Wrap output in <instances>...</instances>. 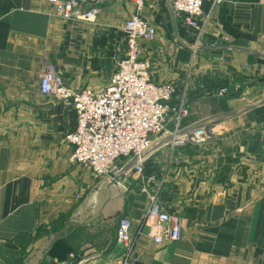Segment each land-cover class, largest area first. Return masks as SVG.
Here are the masks:
<instances>
[{"label":"crops","instance_id":"1","mask_svg":"<svg viewBox=\"0 0 264 264\" xmlns=\"http://www.w3.org/2000/svg\"><path fill=\"white\" fill-rule=\"evenodd\" d=\"M91 6L90 18H63L48 0H0V264H120L121 217L137 264H264V0H204L200 31L168 0H144L139 15L156 29L150 78L189 107L176 135L203 121L218 135L171 147L158 134L144 178L127 165L118 181L69 161L74 110L38 90L46 62L72 88L107 84L134 4L78 10ZM151 197L182 218L179 240L157 244L142 226Z\"/></svg>","mask_w":264,"mask_h":264},{"label":"built area","instance_id":"2","mask_svg":"<svg viewBox=\"0 0 264 264\" xmlns=\"http://www.w3.org/2000/svg\"><path fill=\"white\" fill-rule=\"evenodd\" d=\"M48 1L55 14L63 18H90L98 11L97 6H91L84 13L78 10L80 2L93 0ZM131 1L134 13L123 26L125 49L102 89L70 87L50 62H46L39 76L41 95L53 96L74 110L75 127L64 135V141L72 148L69 161L88 168L93 177L110 175L113 178L129 165L135 175L144 178L146 153L158 134H170L168 144L171 147L186 142L200 144L218 135L217 126L204 121L194 124L188 132L176 135L180 119L189 114V107L183 98L173 100L171 82L155 83L151 80V63L145 55V46L155 39L156 29L139 15L144 0ZM203 1L168 0L183 22L199 31L202 30L199 17ZM213 1L219 3L222 0ZM225 92L223 88L218 94ZM169 121L174 124V132L166 129ZM155 180L156 175L149 174L145 182ZM145 182H141V191L148 188ZM142 226L149 229L152 239L160 244L180 239L183 220L176 214L160 210L151 197ZM131 229V220L121 217L116 236L121 247L120 264H137L132 257L134 238Z\"/></svg>","mask_w":264,"mask_h":264},{"label":"water","instance_id":"3","mask_svg":"<svg viewBox=\"0 0 264 264\" xmlns=\"http://www.w3.org/2000/svg\"><path fill=\"white\" fill-rule=\"evenodd\" d=\"M127 169H124V171L122 173H120L119 175H116L113 177V181H118V179L120 178V176L126 171Z\"/></svg>","mask_w":264,"mask_h":264},{"label":"rangeland","instance_id":"4","mask_svg":"<svg viewBox=\"0 0 264 264\" xmlns=\"http://www.w3.org/2000/svg\"><path fill=\"white\" fill-rule=\"evenodd\" d=\"M123 44H124V41H123ZM123 46H124V45H123ZM123 51H124V50H123ZM123 51L121 52L120 49H119V52H120V53H119V56L123 53ZM211 138H213V137H211Z\"/></svg>","mask_w":264,"mask_h":264}]
</instances>
